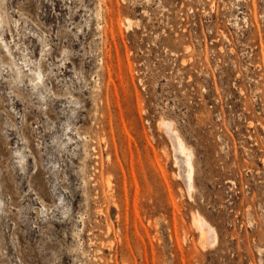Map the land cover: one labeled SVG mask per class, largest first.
<instances>
[{"label": "rangeland", "instance_id": "rangeland-1", "mask_svg": "<svg viewBox=\"0 0 264 264\" xmlns=\"http://www.w3.org/2000/svg\"><path fill=\"white\" fill-rule=\"evenodd\" d=\"M0 15V264H264V0Z\"/></svg>", "mask_w": 264, "mask_h": 264}, {"label": "bare ground", "instance_id": "bare-ground-1", "mask_svg": "<svg viewBox=\"0 0 264 264\" xmlns=\"http://www.w3.org/2000/svg\"><path fill=\"white\" fill-rule=\"evenodd\" d=\"M0 20H1V15H0ZM127 24L129 25L128 22ZM161 126L164 128V132L171 142V146H172L173 154H174V163L178 170V175L182 178L187 192L190 193L193 188L192 187V178H193L192 155L190 151L187 149L188 147L186 148L182 140L175 133L170 122H162ZM193 222H194V225L198 227L199 231L204 230V229L206 231V229L210 228L201 217L193 218ZM210 230L213 231L212 229ZM213 235H214V232H213Z\"/></svg>", "mask_w": 264, "mask_h": 264}]
</instances>
